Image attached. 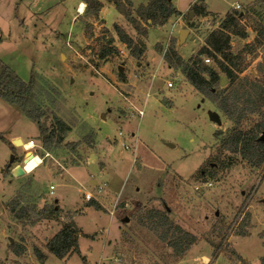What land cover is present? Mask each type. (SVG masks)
I'll return each instance as SVG.
<instances>
[{"label":"rangeland","instance_id":"rangeland-1","mask_svg":"<svg viewBox=\"0 0 264 264\" xmlns=\"http://www.w3.org/2000/svg\"><path fill=\"white\" fill-rule=\"evenodd\" d=\"M86 1L0 0V61L31 86L22 107L0 98V134L7 141L0 140V262L238 264L239 257L259 264L264 165L251 168L238 155L222 151L221 139L232 124L212 100L229 81L211 92L208 78L190 71L188 62L238 5L242 18L227 39L233 54L249 45L247 70L239 78L255 76L258 65L264 68V42L253 45L256 30L264 27V0H170L174 14L165 24L146 27L145 36L112 3L95 0L101 4L96 14L95 6L86 9ZM130 1L135 18L136 9L148 4ZM196 6L208 16H196ZM116 27L144 45L142 54L130 55ZM242 30L244 39L232 33ZM182 31L188 33L179 42ZM109 40L118 53L102 61L99 55ZM204 64L214 67L211 59ZM29 109L44 111L51 128L55 118L68 125L67 145L47 153L38 126L26 116ZM211 113L219 116L220 126L210 121ZM16 140L32 141L34 149L15 147ZM30 158L41 164L28 173ZM19 168L23 175H16ZM19 194L22 206L31 210L22 222L6 211ZM86 194L92 197L88 202ZM91 201L102 210L89 207ZM54 203L58 219L36 222L37 214ZM152 211L166 213L172 227L197 239L182 258L144 225ZM71 222L80 231L79 254L59 260L46 244ZM10 245L19 246L21 256ZM40 255L46 257L43 262Z\"/></svg>","mask_w":264,"mask_h":264},{"label":"trees","instance_id":"trees-1","mask_svg":"<svg viewBox=\"0 0 264 264\" xmlns=\"http://www.w3.org/2000/svg\"><path fill=\"white\" fill-rule=\"evenodd\" d=\"M105 1L112 3L116 12L143 36L147 34L146 27L165 24L174 14L170 0H148L147 5H141L136 9V18L132 15L130 0ZM84 5L87 10L90 9V6H95L96 14L101 9V4L95 0H87ZM195 11L198 17L208 16L202 6H196ZM241 18L242 16L236 11L226 16L221 26L205 39L203 47L196 56L189 59L188 63L190 71L198 76L205 75L208 78L207 84L211 92L217 85L221 84L222 78L229 81V85L212 100L232 124V128L228 131L229 134L221 139V149L224 152L238 155L251 168H261L264 165V142L259 141L260 136L264 133V68L258 65L255 76L239 78V74H243L247 70V65L244 64V53L249 51V45L245 47V50L233 54L227 39V35L237 26L236 23ZM115 29L119 42L130 51L131 56L138 57L142 54L144 45H136L120 28L116 27ZM232 33L241 39L247 37L243 30ZM256 34L253 45H260L264 42V27L259 26ZM2 42L3 34L0 30V44ZM112 43L113 41L109 40L105 48L101 50L99 57L102 61H107L113 54L118 53ZM204 59L213 60L214 67L205 65ZM258 75H261L260 78ZM125 80L126 78L119 74V81L125 82ZM30 92L31 86L0 61V98L9 105L22 107ZM26 116L38 126L41 133V144L47 153L52 148L60 149L67 145H64V139L70 132V128L62 120L55 118V126L51 128L44 122L46 117L44 111L29 109L26 111ZM250 118H252V123L250 126H246L245 122ZM0 140L7 143L1 134ZM8 145L14 151V147L9 143ZM13 163H15V160ZM11 165L7 168L9 169ZM22 198V195L19 194L6 205V211L17 222H22L26 217H29L31 212V210L22 206ZM88 206L97 211L102 210L100 205L94 201L89 202ZM59 214L60 210L57 204L54 203L37 214L36 222L57 220ZM144 221V225L148 229L159 236L162 241L168 243L173 254L178 258H182L197 240L180 228L172 227L164 212L152 211L144 218ZM79 233L80 231L72 222L64 226L46 244L48 253L59 260H63L72 254H79ZM9 247L15 255L21 256L22 252L19 246L10 245ZM39 258L43 262L46 257L40 255ZM237 259L238 264H249L239 257ZM0 264L3 263L0 262ZM259 264H264V257L260 259Z\"/></svg>","mask_w":264,"mask_h":264},{"label":"water","instance_id":"water-1","mask_svg":"<svg viewBox=\"0 0 264 264\" xmlns=\"http://www.w3.org/2000/svg\"><path fill=\"white\" fill-rule=\"evenodd\" d=\"M192 17V14L191 13H189L188 14V21L190 20V18ZM187 31H182V32H180V35H179V42H181V41H183L184 40V38H185V36L187 35ZM121 72V71H120ZM226 85V80H225V78H222L221 79V84H220V87H224ZM209 119H210V121L211 122H213V123H215L216 125H218V126H220L221 125V120H220V118H219V116L217 115V114H213V113H211V114H209ZM259 141L260 142H264V133L262 134V136L260 137V139H259ZM14 146L15 147H17V146H23V143H22V141H20V140H16L15 142H14ZM11 163L13 162V157L11 158V161H10ZM11 165V164H10ZM25 172L22 170V169H18L17 171H16V175H23Z\"/></svg>","mask_w":264,"mask_h":264},{"label":"built area","instance_id":"built-area-1","mask_svg":"<svg viewBox=\"0 0 264 264\" xmlns=\"http://www.w3.org/2000/svg\"><path fill=\"white\" fill-rule=\"evenodd\" d=\"M234 10L233 11H237L238 9H239V6L238 5H235L234 7ZM202 25L205 27V28H208L209 26H210V24H209V22H207L206 20H203L202 22ZM216 30V29H215ZM212 33V32H211ZM204 61V63H206V64H208L210 61H209V59H204L203 60ZM189 65V64H188ZM188 65H187V67L185 66L180 72L182 73V74H185L186 73V70L188 69ZM189 68H190V65H189ZM166 85H167V88H172L173 87V84H172V82H169V83H166ZM143 114H142V112H139V116L141 117ZM119 138L120 137H123V134L121 133V132H119L118 133V135H117ZM30 144L31 145H33L32 147V149H34V144H33V142L32 141H30ZM121 147L123 148V149H127L128 147L126 146V145H124V144H121ZM31 149V150H32ZM30 151V150H29ZM54 194V187L53 186H50V188H49V195H53ZM92 199V197H91V195L90 194H86L85 195V200L88 202V201H90Z\"/></svg>","mask_w":264,"mask_h":264},{"label":"bare ground","instance_id":"bare-ground-1","mask_svg":"<svg viewBox=\"0 0 264 264\" xmlns=\"http://www.w3.org/2000/svg\"><path fill=\"white\" fill-rule=\"evenodd\" d=\"M79 12L82 13L84 11V5L83 4H80L79 7ZM33 145L30 144V142L26 143V144H23L22 148L25 150V151H29L31 150L33 147ZM29 156V155H28ZM29 164L26 166L25 170L26 172L30 173L31 171H33L34 169H36L40 164H41V161L38 160V159H29ZM205 262L207 261V259L205 257L202 258Z\"/></svg>","mask_w":264,"mask_h":264},{"label":"crops","instance_id":"crops-1","mask_svg":"<svg viewBox=\"0 0 264 264\" xmlns=\"http://www.w3.org/2000/svg\"><path fill=\"white\" fill-rule=\"evenodd\" d=\"M92 157V156H91ZM93 181H91V183H92ZM97 183V182H96Z\"/></svg>","mask_w":264,"mask_h":264}]
</instances>
